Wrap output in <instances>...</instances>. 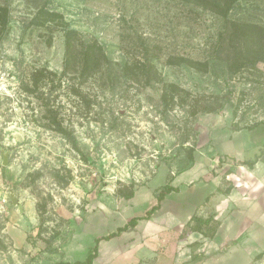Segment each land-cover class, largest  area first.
I'll use <instances>...</instances> for the list:
<instances>
[{
  "label": "rangeland",
  "instance_id": "obj_1",
  "mask_svg": "<svg viewBox=\"0 0 264 264\" xmlns=\"http://www.w3.org/2000/svg\"><path fill=\"white\" fill-rule=\"evenodd\" d=\"M0 5L10 12L0 41V264L84 260L95 237L144 215L173 171L193 165L195 154L212 176H223L228 169L209 154H222L219 144L232 129L264 125V61L239 67L212 56L222 19L210 9L187 0ZM230 18L264 29V0H238ZM68 34L76 38L78 61L96 45L100 64L82 73L78 62L63 73ZM53 116L75 146L51 127ZM193 188L173 199L201 202L205 191ZM10 191L24 211L7 200ZM210 213L207 207L198 214ZM151 226L144 221L134 237L101 241L94 263L264 264V255H248L232 240L203 250L178 241L177 228L151 235Z\"/></svg>",
  "mask_w": 264,
  "mask_h": 264
},
{
  "label": "crops",
  "instance_id": "obj_2",
  "mask_svg": "<svg viewBox=\"0 0 264 264\" xmlns=\"http://www.w3.org/2000/svg\"><path fill=\"white\" fill-rule=\"evenodd\" d=\"M219 148L222 154L209 155L217 157L215 159L217 164L215 165L223 164V170L224 168L231 169L230 173H226L227 171L224 170V174H228L227 179L230 181L228 184H232L228 193L224 192L227 188L224 189L220 186L224 183H222V180L225 179L224 174L223 176L222 174L212 176L209 168L204 167V163L200 159L201 154H195L196 161L193 162V165L179 174L173 171V185L179 189L172 191L165 197L162 201V207L154 213L153 217L149 220H140L136 227L124 231L121 236L114 239L126 240L137 231L144 221H147L152 225L147 232L148 234H157V232L162 234V232L177 228L178 241L185 245L201 243L203 250L207 247L212 249L221 247L232 240V246H238L248 255L257 256L264 252V242L261 243V240L264 239V125L241 130L232 129V134L228 140L221 142ZM246 152H253L254 154H245ZM252 161L255 163L250 165L248 162ZM209 175L211 177L206 182L205 179ZM181 176H185L182 184L175 185ZM192 183H194L192 190L202 186L206 193L201 202L187 206L185 202L181 203V201L173 199L175 195L183 194L186 189H190ZM180 189H182L181 192ZM213 190L216 192L213 193ZM186 207L190 209L186 211ZM207 207L211 209L208 216L198 214L199 212L205 213ZM182 213L185 214L183 219L180 218ZM194 214L202 218H208L212 215L215 220L220 222L213 238L204 236L200 231H194L187 239H180L185 224ZM159 216H161L160 219H158ZM100 251H102L101 248Z\"/></svg>",
  "mask_w": 264,
  "mask_h": 264
},
{
  "label": "trees",
  "instance_id": "obj_3",
  "mask_svg": "<svg viewBox=\"0 0 264 264\" xmlns=\"http://www.w3.org/2000/svg\"><path fill=\"white\" fill-rule=\"evenodd\" d=\"M188 2H194L204 8L210 9L211 11L217 13L221 19L222 24L218 33V40L215 44L211 55L228 59L231 61V66H246V65H254L255 62L259 60L264 61V29L257 27L252 24L242 25L237 22H233L230 18V12L232 10V6L238 0H187ZM9 10L6 5H0V41L8 32L9 28ZM75 37L68 34L67 37V58L64 72L67 67H74L80 62V65L83 68V72H87L92 65L97 66L100 64V56L102 54L101 50L96 45H89L85 49L82 50L81 59L78 61L76 59L77 54L74 51V41ZM225 53L224 56H221ZM181 61L187 63L194 67H208V62H200L197 60H193L192 58H188L185 56L180 57ZM175 86V85H174ZM51 113H54V110H49ZM208 112H214L216 109L214 107H210L207 109ZM53 115V114H52ZM55 115V113H54ZM56 117V116H55ZM55 117L53 116L51 125L52 128L64 134L70 142L75 146L76 139L72 135L71 132L66 130L62 126L60 122H57ZM227 160V157H225ZM222 161V160H221ZM224 161V160H223ZM245 163V162H243ZM250 165L255 163V161L248 162ZM231 169L227 170V173H230ZM169 180L161 186L160 190L156 192L155 198L157 199V203L154 204L150 209L146 211L144 215H136L133 216L130 220H128L123 225H119L114 231L98 236L95 238L96 245L89 251L86 258L82 261L77 260L75 262H71L68 260H60L56 264H93L94 260L100 255V242L103 240H111L112 238H116L122 235L124 231L129 230L130 228H134L138 225L140 220H149L153 217L154 213L162 207V201L165 197L174 190H178L179 188L174 186L171 180H173V176L168 178ZM232 188V184H228L227 189L224 190L225 193H228ZM126 198L130 199L134 197V193H130L125 195ZM220 222L215 220L214 216H209L208 218H202L197 214H194L191 219L185 224L183 232L180 234V239L184 240L194 231H200L204 236L208 238H213L216 234L217 228ZM264 255V252L257 255L258 257Z\"/></svg>",
  "mask_w": 264,
  "mask_h": 264
},
{
  "label": "water",
  "instance_id": "obj_4",
  "mask_svg": "<svg viewBox=\"0 0 264 264\" xmlns=\"http://www.w3.org/2000/svg\"><path fill=\"white\" fill-rule=\"evenodd\" d=\"M7 162H8V155L5 154L3 163L7 164ZM7 200L10 201L12 204L18 206L21 211H24V206L22 202L20 201V198L16 196L13 191H10L7 194Z\"/></svg>",
  "mask_w": 264,
  "mask_h": 264
}]
</instances>
